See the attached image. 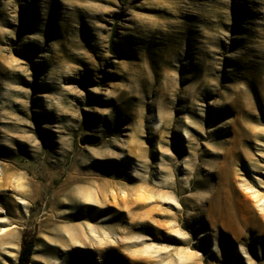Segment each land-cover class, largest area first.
Wrapping results in <instances>:
<instances>
[{"label":"rangeland","instance_id":"rangeland-1","mask_svg":"<svg viewBox=\"0 0 264 264\" xmlns=\"http://www.w3.org/2000/svg\"><path fill=\"white\" fill-rule=\"evenodd\" d=\"M22 238L264 264V0H0V264Z\"/></svg>","mask_w":264,"mask_h":264},{"label":"trees","instance_id":"trees-1","mask_svg":"<svg viewBox=\"0 0 264 264\" xmlns=\"http://www.w3.org/2000/svg\"><path fill=\"white\" fill-rule=\"evenodd\" d=\"M34 244L31 240L22 238L21 248L16 264H28L33 253Z\"/></svg>","mask_w":264,"mask_h":264},{"label":"bare ground","instance_id":"bare-ground-1","mask_svg":"<svg viewBox=\"0 0 264 264\" xmlns=\"http://www.w3.org/2000/svg\"><path fill=\"white\" fill-rule=\"evenodd\" d=\"M144 160V159H143ZM16 179V178H15ZM141 195V194H140ZM97 196V195H96ZM144 197V196H143ZM18 198V197H17ZM163 200V199H162ZM45 201V200H44Z\"/></svg>","mask_w":264,"mask_h":264}]
</instances>
